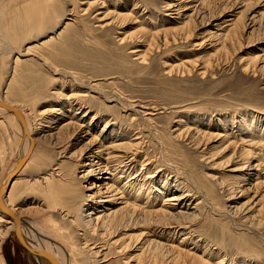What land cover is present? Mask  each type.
Listing matches in <instances>:
<instances>
[{"label": "bare ground", "instance_id": "6f19581e", "mask_svg": "<svg viewBox=\"0 0 264 264\" xmlns=\"http://www.w3.org/2000/svg\"><path fill=\"white\" fill-rule=\"evenodd\" d=\"M125 1L0 6V45L12 54L14 44L35 39L24 50L38 52L48 71L26 88L15 66L0 97V244L15 231L44 264H206L213 258L209 244L195 238H211L218 252L241 251L246 235L264 244L262 116L187 112L164 133L154 116L169 107L113 86L123 70L152 69L156 52L169 54L162 61L165 75H205L212 57L230 53L244 35L264 39V10L253 8V0H165L167 19L149 26L151 18L143 22V15L145 9L151 15L152 4ZM44 14L51 26L37 40ZM133 24L137 28L115 37L110 60L101 59L106 68L115 64L109 72L83 77L74 70L88 67L79 49L82 35L96 31L106 38L113 26ZM195 38L196 45L215 48L214 54L189 58L186 46ZM27 52L18 53L14 64L25 62L19 57ZM90 59L99 65L94 55ZM240 67L264 77V46L243 57ZM82 179L85 192L75 187L67 201L56 197L59 185L79 186ZM28 190L37 197L27 200ZM31 213L35 222L27 218ZM247 251L249 257L237 264H259L261 253ZM225 256L213 264H226Z\"/></svg>", "mask_w": 264, "mask_h": 264}, {"label": "rangeland", "instance_id": "374dc122", "mask_svg": "<svg viewBox=\"0 0 264 264\" xmlns=\"http://www.w3.org/2000/svg\"><path fill=\"white\" fill-rule=\"evenodd\" d=\"M17 1L18 0H14V1L13 0H0V6L7 7L9 5L13 6L17 3L18 4L21 3L20 0L18 2ZM106 1L109 4L111 3V4L121 5L124 0H106ZM130 1L131 0H126L125 2L129 3ZM135 1H146L152 4L151 6L152 10H150L151 15L149 14V10L147 12V9L144 10L145 13L143 12L144 7L143 8L141 7L142 9L140 8L142 11L139 9L140 13L142 12L144 13L143 22H145L146 19L148 20L149 17L151 18L149 19V21H147L146 25L150 26L152 24L153 26H156L160 23V22L158 23L160 19H167L166 16H164L163 11H162L163 2L165 0H135ZM253 1L255 2V4H257V6L253 5V8L256 7L255 9L260 10V11L264 10V3H262L264 2V0H260V1L253 0ZM78 5H79V2H78ZM77 6H75L74 8H77ZM66 7L71 8L72 5H68ZM153 14L157 15L156 21L153 20L155 17ZM44 15L46 16V14ZM146 16L148 18H146ZM49 19H50V14L47 15L46 18L43 17L44 21L42 22L40 26L41 28L39 27L37 30L39 31L37 33L40 35L38 36L37 40L45 37V35L49 31V26H51ZM133 26L134 24L125 26L123 30L119 29L116 26L115 27L113 26L111 31H109V37H106V38L100 36L99 32H96V31H92L90 33L87 32L85 35H82L81 36L82 43L79 49L81 52L86 53V55L84 56L85 58H83L82 62L83 64L88 65V67L83 68L82 70H79V69H74V70L82 74L83 77H87V76L91 77V75H99L100 77H102L105 73L109 72V70L115 64L113 63V65L110 68L107 67L108 68L107 69L106 64L102 63V60H105V59L110 60L114 52L113 51L115 47L114 45H116L115 37L119 36L122 31H128L132 28L134 30L135 28H137L135 27L136 25L134 26L135 28ZM259 35L250 36L248 39L246 35H244L243 36L244 39H241L240 41L241 44L239 43L238 46L234 48L235 50L233 49L229 51L230 53H227V55L223 52L216 53L212 57L213 59H212V64L210 68L207 70V72L203 76L202 75L200 76L190 75L187 77H181L180 75H178L179 72H173L170 75H165L163 73L164 66H163L162 61L164 62L168 61V58L166 56L169 54L165 53L163 55H158L159 53L156 52L154 53V57L155 55L156 57H155V60H154L155 63L152 69H144L143 71H140L139 73H138V70H139L138 67L131 68L127 71L123 70V72L118 74L120 78L114 79L113 86H117V88L120 89L123 92V94H125V96L130 95L131 97L135 99L140 98L145 101L147 100V101L157 103L159 105H164V106L169 107L170 109H166V111L162 113H158L157 115L154 116V118L158 121V123L162 125V127L164 128L163 129L164 133L167 132L166 129L168 126H170L173 119H176L177 118L176 116L182 113L187 114L188 112V114L189 113L192 114L193 112H195L198 115H201V114L209 115L210 114L212 116L220 117L223 119H228L230 115L238 116L239 114L242 115L243 113H246V114L249 113L250 115L251 113H253L255 117L262 116L259 120H261V123L263 124L261 133H263L264 135V77L261 75L253 76L249 73L244 72L240 67V61L241 59H243V57H246L247 54L249 55L251 53L258 52V49L264 46V39L261 34ZM0 36H1L0 39L3 38L2 34H0ZM245 37H246V40H245ZM251 37L255 39L253 40ZM103 39L105 41H103ZM248 42L249 43L251 42V43L249 44ZM32 43L33 44L35 43V39L34 40L30 39L25 42L19 41V43H16L13 45L15 51L12 54L7 52V49L6 50L4 49L6 47H2L0 45V48L3 50L2 51L0 49V97L5 96L4 95L5 93L3 92V90L6 88V84L9 82V79L12 76V72L14 71L13 68L15 66H16L15 72L17 73V76H20L22 80H25L23 81L25 87L26 86L30 87L32 85V88H33L37 84V78L41 76H48L47 69L44 68V66L40 65V61H38L37 59L38 52H36L34 49L28 50L29 53L25 51L27 49L26 47H28L29 45H32ZM101 43L103 44L102 46L100 45ZM197 43H198V40L195 38V40L192 39L187 44L186 46L187 50L185 54L189 58L200 59V57H202L201 60H204L206 59V57L211 56V54H214L213 52H215L214 50L215 48H212L206 45L198 46L196 45ZM0 44H4V43L0 42ZM241 46L243 49L240 48ZM233 51L234 53L231 54ZM25 52H27L28 54H26L25 56H20L19 58H21V60L27 59L28 61L25 60V62H21L15 65L14 59L17 56V54L18 53L23 54ZM91 54L95 56V60L97 64H99L97 67L94 65H91L92 64L90 62ZM130 56H131L130 54H128V56L126 55V58L129 60L131 59ZM8 68H11V72L7 73L8 74L7 75L5 72H8L7 70ZM114 70H118V68L115 67ZM5 74L7 75V77ZM29 74H30L29 76L30 79L26 76ZM128 74L131 75V77L125 76ZM18 104L23 105V103H19V102ZM25 107L26 106L23 105L21 108H25ZM0 128H1V124H0ZM78 171H81V170L77 168L75 170V174H77ZM80 173L81 172H79L78 175H80ZM227 174L229 173L227 172ZM80 181H81V184L79 186L70 187V185H67V184H61V186L59 185L58 186L59 189H58V193L56 194V197L58 196V199L60 201H67L70 195L69 193H71L75 187H79V189L82 192H85V190L82 189V186L86 185L88 182H86L85 179H82ZM71 188L73 189L70 190ZM35 197H37V192L35 190L34 192L33 190L32 191L28 190L27 196L25 198L27 200H32ZM28 215L29 216H27V218L29 217L28 219L31 220L33 217L34 220L32 221L35 222V214L31 213ZM245 239H246L245 241L246 244L243 245L241 251L237 252L235 250H232L233 247L231 248L227 247L224 251L222 252L219 251L220 252L219 253L218 249H216L215 246H212L213 242L211 238L207 237L206 238L207 241L205 242L200 239L195 238L198 244L203 245L206 242L209 244L208 245V247H210L209 254H211L212 252L211 255L213 258L208 259L207 261L208 264H210L211 262H212L211 264H213L214 261L218 260L217 258L220 257V255H224V253L227 254V256L225 257L228 258L227 259L228 262L226 264L241 263L244 257L245 258L249 257V252L247 251L248 249L249 250L252 249V250H255L261 253L259 264H264V244L262 240L249 236V235H246ZM238 241L243 242L242 240H238ZM216 251L218 252V254ZM0 258L3 260L4 264H44L43 259L39 256L35 248L33 250L31 246L28 243H26L22 239V237L19 236V234L16 233L15 231L11 232L7 237L3 238V240L1 241ZM235 259H237L236 262H234ZM109 262L110 264H112L111 260L108 261L107 263ZM253 264H256V263H253Z\"/></svg>", "mask_w": 264, "mask_h": 264}]
</instances>
